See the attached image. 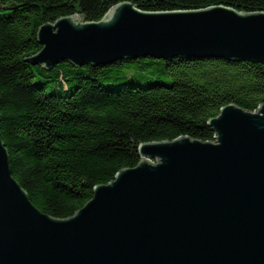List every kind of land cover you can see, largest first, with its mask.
<instances>
[{
  "label": "water",
  "instance_id": "water-1",
  "mask_svg": "<svg viewBox=\"0 0 264 264\" xmlns=\"http://www.w3.org/2000/svg\"><path fill=\"white\" fill-rule=\"evenodd\" d=\"M38 40L28 61L47 70L145 57L264 64V12H144L125 2L99 22L45 25ZM209 125L215 142L141 145L139 166L96 187L66 220L32 204L0 136V264H264V105L227 106Z\"/></svg>",
  "mask_w": 264,
  "mask_h": 264
},
{
  "label": "trees",
  "instance_id": "trees-1",
  "mask_svg": "<svg viewBox=\"0 0 264 264\" xmlns=\"http://www.w3.org/2000/svg\"><path fill=\"white\" fill-rule=\"evenodd\" d=\"M130 2L144 12L226 6L264 12V0H0V136L13 178L42 213L73 217L94 189L139 166L143 144L189 137L215 142L209 122L235 105H264V64L152 57L52 70L29 59L40 28L67 17L101 21Z\"/></svg>",
  "mask_w": 264,
  "mask_h": 264
}]
</instances>
